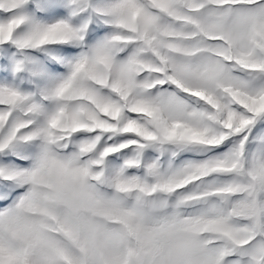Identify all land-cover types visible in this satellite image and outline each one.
I'll use <instances>...</instances> for the list:
<instances>
[{
  "label": "snow or ice",
  "instance_id": "snow-or-ice-1",
  "mask_svg": "<svg viewBox=\"0 0 264 264\" xmlns=\"http://www.w3.org/2000/svg\"><path fill=\"white\" fill-rule=\"evenodd\" d=\"M0 264H264V0H0Z\"/></svg>",
  "mask_w": 264,
  "mask_h": 264
}]
</instances>
